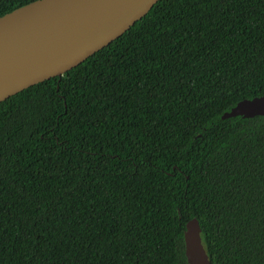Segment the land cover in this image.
<instances>
[{
	"label": "trees",
	"instance_id": "1",
	"mask_svg": "<svg viewBox=\"0 0 264 264\" xmlns=\"http://www.w3.org/2000/svg\"><path fill=\"white\" fill-rule=\"evenodd\" d=\"M33 0H0V16ZM264 0H159L0 102V264H264Z\"/></svg>",
	"mask_w": 264,
	"mask_h": 264
},
{
	"label": "water",
	"instance_id": "2",
	"mask_svg": "<svg viewBox=\"0 0 264 264\" xmlns=\"http://www.w3.org/2000/svg\"><path fill=\"white\" fill-rule=\"evenodd\" d=\"M159 0H33L0 16V102L61 77L110 44ZM264 115V95L243 99L222 119ZM192 218L184 233L189 264H211Z\"/></svg>",
	"mask_w": 264,
	"mask_h": 264
}]
</instances>
